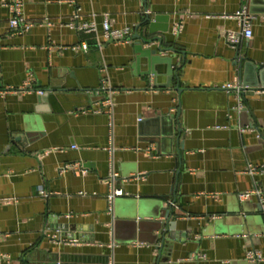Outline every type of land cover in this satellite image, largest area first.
I'll list each match as a JSON object with an SVG mask.
<instances>
[{
  "label": "crops",
  "instance_id": "crops-1",
  "mask_svg": "<svg viewBox=\"0 0 264 264\" xmlns=\"http://www.w3.org/2000/svg\"><path fill=\"white\" fill-rule=\"evenodd\" d=\"M5 1L0 264H42L48 253L76 260L68 264H264V89L239 99L242 74L227 40L241 33L234 14L246 6L255 19L242 49L264 61V0H23L24 16L34 21L23 32L11 29ZM144 9L167 26L157 33L163 46L185 53L170 86L162 67L149 74L148 63L137 60L135 39L104 36L106 16L112 28L134 34ZM73 20L95 22L97 31L71 27ZM84 41L86 52L76 48ZM58 87L70 92L37 111L38 90ZM178 110L181 155L175 145L169 153L140 139L139 118ZM111 146L115 184L128 193L113 204ZM251 166L259 168L251 173ZM255 189L261 197L239 198ZM169 204L174 239L161 251L154 240ZM71 239L78 242H65ZM35 251L41 259H27ZM249 251L262 258L249 260Z\"/></svg>",
  "mask_w": 264,
  "mask_h": 264
},
{
  "label": "water",
  "instance_id": "water-1",
  "mask_svg": "<svg viewBox=\"0 0 264 264\" xmlns=\"http://www.w3.org/2000/svg\"><path fill=\"white\" fill-rule=\"evenodd\" d=\"M159 16L154 19L150 15L138 25L136 32L131 36L135 39L134 47L137 54V60H145L149 66V74L156 75L155 68H163V74L167 76L169 84L176 79L179 80L178 71L183 63V56L185 55L182 51H177L173 47H164V37L158 35V32H167V26H161L158 24ZM144 26L143 31L140 32V28ZM156 47H153V45ZM235 47V52L232 57V61L240 69L242 74V85L237 88L239 91V99L242 101H247L251 98V95L255 93L256 90L264 89V61L257 62L255 59L248 56L247 50L243 52L241 42L232 44ZM168 52H172L168 54ZM178 53V54H176ZM178 55V56H176ZM181 55V56H180ZM177 57V58H176ZM176 58V59H175ZM0 79V87H1ZM180 90V88H177ZM64 92H70L62 88H49L43 89L42 93L38 96V103L36 105L37 111H46V106L49 104L50 99L54 98L55 101H59L62 98ZM72 93V91H71ZM84 93V92H82ZM42 108V110H40ZM249 104L241 107L239 109L241 112L249 111ZM180 110L177 114H163L156 117L141 119L138 123V134L140 139L150 143H156L159 148H163L164 152L172 153L174 150V145L177 150V154L181 155V150L183 149V143L181 142L182 128L179 124ZM36 132L35 136L43 134L42 131H30L26 130L24 133L28 137H34L33 133ZM21 136L15 137L16 140H21ZM168 148V149H166ZM167 150V151H166ZM259 210L262 211L261 205L258 206ZM162 216L164 220L159 223L158 230L161 231L160 235L155 237L154 243H160L159 249L161 251L169 246L170 240L174 239L173 234H168V230H174L175 224L171 221L173 217V205L169 204L168 207L163 208ZM41 259L38 251L32 252L31 255L27 256V259ZM107 260V258L105 259ZM104 260V262H105ZM42 264H68L65 262H76L75 259H63L58 253H48L43 258ZM81 261V260H77Z\"/></svg>",
  "mask_w": 264,
  "mask_h": 264
},
{
  "label": "built area",
  "instance_id": "built-area-1",
  "mask_svg": "<svg viewBox=\"0 0 264 264\" xmlns=\"http://www.w3.org/2000/svg\"><path fill=\"white\" fill-rule=\"evenodd\" d=\"M72 2H75V0H71ZM4 5L6 7H8L9 12H10V18H9V25L11 27L12 30L14 31H19V32H23L24 30H27L28 28H30L31 26L34 25V21L28 20L25 16H24V1L23 0H6L4 2ZM149 10L148 9H144L143 10V15H148L149 14ZM234 16L238 17L241 20L242 23V31L240 34H236L234 32H230L227 34V40L232 43V44H236L238 42H240V40L244 37V38H251L252 37V21L253 19H255V16L252 15L248 8L246 6L242 7L239 11H237ZM79 17V9H76V13L74 15L75 19H78ZM69 25L71 27H75L79 30H84V31H97L96 28V24L95 22L92 24H78L76 25L74 23V20L71 21L69 23ZM180 30L179 26H176L175 28V33H178V31ZM133 35V29L130 27L127 28H123V29H114L111 27V23L108 19V17H105V21H104V36L108 39V40H127L130 39L131 36ZM98 46L101 48L103 46V43L101 41H98ZM77 49H81L84 52H86L89 48V45L87 44V42H82L80 45L76 46ZM104 87V85H103ZM39 93H42V90H38ZM141 120V118H139V121ZM75 147V146H74ZM110 153H111V171L109 173V177H108V182L110 185V192L108 194V198L111 202V204L114 203L116 197L119 196H123V195H128V193H126L122 188H119L116 186L115 182L119 176V173L115 170L114 168V159H113V152H114V147L111 146L110 147ZM259 167L257 166H251L249 168V171L251 173H254L258 170ZM65 170V169H62ZM41 195L47 197L49 195V193L45 192V191H41L40 192ZM80 194H85L84 192H80ZM261 191L258 189L255 190H250V191H245L239 194V198L241 200H246L251 198L253 195H258L259 197H261ZM7 200V199H5ZM3 200V201H5ZM113 209V207H111V210ZM55 240H59V242L61 241V230L57 229L56 234L53 235ZM65 242H69V243H77L78 240L77 239H71V240H65ZM247 258L251 261H259L262 257L261 254L257 251H249L247 253Z\"/></svg>",
  "mask_w": 264,
  "mask_h": 264
}]
</instances>
